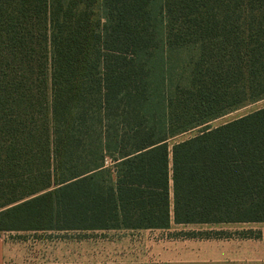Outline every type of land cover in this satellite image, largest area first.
Instances as JSON below:
<instances>
[{"label":"trees","instance_id":"1","mask_svg":"<svg viewBox=\"0 0 264 264\" xmlns=\"http://www.w3.org/2000/svg\"><path fill=\"white\" fill-rule=\"evenodd\" d=\"M262 99L264 0H0V234L264 223Z\"/></svg>","mask_w":264,"mask_h":264},{"label":"rangeland","instance_id":"2","mask_svg":"<svg viewBox=\"0 0 264 264\" xmlns=\"http://www.w3.org/2000/svg\"><path fill=\"white\" fill-rule=\"evenodd\" d=\"M263 108L264 99L247 103L208 125L217 128ZM202 129L199 127L176 136L171 145L197 135ZM219 231L212 226L176 225L172 222L167 230L87 234L27 231L2 233L0 236L17 243L13 261L8 264H243L240 259L231 257L242 248L236 241L193 238L215 235ZM247 232L255 234L260 231ZM220 233L240 234L232 230Z\"/></svg>","mask_w":264,"mask_h":264},{"label":"crops","instance_id":"3","mask_svg":"<svg viewBox=\"0 0 264 264\" xmlns=\"http://www.w3.org/2000/svg\"><path fill=\"white\" fill-rule=\"evenodd\" d=\"M172 193V192H171ZM172 222H174L172 220ZM172 224V223H171ZM177 225V224H176ZM212 226L222 230H232L243 233L249 230H259L262 234L260 239H244L239 236H234L231 241H236L238 245H242L241 250L232 254L231 257L240 259L243 264H264V223H243V224H219V225H201ZM257 228V229H255ZM151 231V230H142ZM142 231H114V232H142ZM105 233V232H101ZM218 240V239H216ZM211 240V241H216ZM15 240H8L4 236H0V264H8L13 261L15 253L13 252L16 246ZM235 244V243H233Z\"/></svg>","mask_w":264,"mask_h":264}]
</instances>
